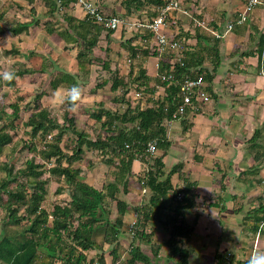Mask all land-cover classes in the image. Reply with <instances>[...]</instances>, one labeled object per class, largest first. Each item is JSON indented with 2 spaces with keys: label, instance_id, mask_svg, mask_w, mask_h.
<instances>
[{
  "label": "trees",
  "instance_id": "obj_1",
  "mask_svg": "<svg viewBox=\"0 0 264 264\" xmlns=\"http://www.w3.org/2000/svg\"><path fill=\"white\" fill-rule=\"evenodd\" d=\"M70 1L46 0V4L51 15H55ZM124 4L127 14L139 11L149 4L154 5L155 10L149 13L152 21L158 16V10L166 4V0H125ZM12 6L11 2L0 5V36L7 30L18 35L40 21L39 18H33L30 22L8 23L5 16ZM31 11L35 12V9L32 8ZM64 20L67 22L66 31L60 35L74 41L79 48L76 71L59 67L55 60L47 56H43L40 68L32 70L52 75L50 85L55 90L59 87L70 89L77 84L82 88L92 79L93 66L98 65L99 61L94 55V48L99 45L101 35L106 30L90 19L79 20L65 15ZM168 20L176 23V19L169 17ZM142 29L146 30L143 35L144 43L132 44L141 35L140 29L137 30V35L123 42L129 52L128 58L139 60V65L135 64L138 66L136 71L132 64L129 73L124 76L118 67H111L110 60L101 62L103 71L109 72V77H101L92 90L110 83V88L117 92L114 102L124 103L126 107L124 110H114L104 105V102L99 104L98 112L91 113L96 120L93 128L100 130L96 138L84 127L78 126L75 116L70 112V108H75L79 101L75 105L68 101L69 110L65 111L62 122L48 107L34 110L24 121L25 126L29 127L26 133L30 137L25 140L23 148L33 151L34 155L27 158L24 167L17 171H14L8 160L0 164V208L5 215L2 226L0 223V264H107L108 252L115 261L119 256L120 240L126 232L125 219L132 206L131 201L118 195L120 192H129L128 184L134 174L135 160H140L145 167L140 179L150 190V194L148 200H143L135 207L137 221L128 228L133 235L129 263L154 264L151 257L157 258L162 250L167 251L170 264L190 263V251L186 243L193 238L194 226L187 222L185 211L195 205L194 194H190L187 188L175 187L172 174L179 171L181 165L166 173L163 157L171 145L168 122L186 116L190 109L198 110L199 107L188 106L183 114H178L181 102L179 82L165 78L171 70L170 60L174 53L160 51L158 45L151 42L154 41L155 32L145 27ZM113 32L114 30L108 31L109 34ZM188 37H195L197 43L192 51H188L192 48L187 45L188 50L183 54L184 65L177 64V78L182 79L185 74H202L206 84L214 77L222 62L219 48L221 37L199 26H196L193 34L185 32L179 26L175 38L184 40ZM259 51L260 56L263 53L259 68L264 73V37L260 40ZM6 53L18 54L19 50L11 48ZM149 56L159 58L155 76L149 75L147 68L140 64L141 58ZM2 86L13 88L16 98L9 104V108L0 110V155L14 135H17V121L23 117L28 104L26 96L17 86L16 77L12 81H5L0 75V87ZM160 86H163L164 92L159 94ZM205 88L208 91L206 85ZM132 89L141 91L147 99L136 100L131 94ZM208 93L211 97V92ZM46 94L45 90H41L36 94L35 100H40ZM101 131H106L107 135L103 136ZM67 132L75 134V138H72L68 149H65L61 142ZM260 137L261 130H255L250 139L253 147L258 146ZM151 141L156 142L157 148L162 151L161 155L153 157L148 152ZM39 143L43 144L42 148ZM85 148L105 155V161L117 167L115 179L104 188H98L85 180L82 177L83 169L75 166V162L83 159ZM69 149L71 151H67ZM36 155L43 162L37 161ZM51 161L53 165L47 167V162ZM46 172L59 177L57 192L66 191L70 197L65 204H54L52 210L43 204L49 182V178L44 177ZM108 198L117 206L114 219L111 218L112 209L108 206ZM260 208L262 215L253 222L256 227L264 224V204ZM164 209L168 211L166 215H163ZM162 216L166 217L161 225L168 232V237L163 242H158L154 238L156 226H152L151 222ZM143 244L151 247L152 255L142 250ZM91 251L95 256L89 254ZM218 264H234V261L227 262L224 256H220Z\"/></svg>",
  "mask_w": 264,
  "mask_h": 264
},
{
  "label": "crops",
  "instance_id": "obj_2",
  "mask_svg": "<svg viewBox=\"0 0 264 264\" xmlns=\"http://www.w3.org/2000/svg\"><path fill=\"white\" fill-rule=\"evenodd\" d=\"M92 1L105 14L125 17L127 23L111 34L106 29L101 35L99 45L94 48V55L99 61L98 65L93 66L91 78L95 79L94 73L97 67L102 68V61L110 60L112 68L117 64L116 59L119 57H108V52H114V56L124 59V64L119 63L118 66L119 69L123 67L120 73L125 76L133 63L139 65V60L128 58L129 52L123 42L137 35V30L140 29L141 35L132 44L144 43L143 35L146 30L138 28L140 26L135 23L150 20L147 12L148 9L155 10L154 5L149 4L139 11L127 14L125 0ZM247 1L184 0L183 3V7L197 18L206 19L212 28L224 33L219 47L222 54L221 67L205 84L211 92V100L207 103L200 102L198 110L190 109L186 116L177 117L167 124L171 145L163 157L164 169L169 173L180 164L179 171L172 174V182L176 188L189 189L195 200V205L185 211L187 222L194 226L193 238L186 243L190 251L189 264H218L220 256H224L227 262L233 260L234 264H248L254 251H264V224L256 227L253 223L262 215L259 208L264 204V140H261L264 137V73L259 68L263 54L260 56L259 47L260 40L264 37V4L255 6L246 21L237 23L239 12ZM5 2L13 4L5 16L8 23L30 22L33 18L40 20L14 37L8 30L2 35H9L8 40L12 41L10 47L19 50L17 55L21 54L24 59L27 57L30 62L37 63L36 68L42 65L43 56L52 58L58 66H64L69 71L75 68L73 64L77 62L79 48L74 41L67 40L60 34L66 31L65 15L79 20L87 19L78 0H71L55 15H51L46 0H0V5ZM32 8L35 12L31 11ZM176 14V23L167 21L164 32L175 36L181 26L185 32L193 34L197 26L195 22L186 18L188 21L185 24H178L179 15L182 14ZM230 22H235L234 27L226 31ZM103 37L106 39L105 45L101 44ZM184 39L192 48L187 50L192 51L197 39ZM181 55L183 56L182 53ZM140 64L147 68L149 75L155 76L159 58H141ZM128 65L126 70L124 67ZM134 70H137L136 66ZM226 74H232L233 81L237 83L234 94L228 87L232 85L225 83ZM242 96L249 97L247 106ZM238 98L242 99L237 100ZM257 129L261 130L257 146L259 150L250 142ZM140 169H144L142 162L135 160L133 173ZM133 194L137 195L135 191ZM142 201L143 199L137 202L135 207ZM130 212L131 210L126 218L129 217L132 222L136 212ZM163 212L166 214L168 211L164 209ZM165 220L166 217L162 216L151 222L154 227L159 225L154 236L156 240L158 234L165 235L159 229Z\"/></svg>",
  "mask_w": 264,
  "mask_h": 264
},
{
  "label": "rangeland",
  "instance_id": "obj_3",
  "mask_svg": "<svg viewBox=\"0 0 264 264\" xmlns=\"http://www.w3.org/2000/svg\"><path fill=\"white\" fill-rule=\"evenodd\" d=\"M198 2V1H197ZM156 8V7H154ZM154 10H149L147 14L150 12H153ZM159 14V10H158ZM182 14V13H180ZM177 15V14H176ZM182 16H185L184 19H181ZM195 16V15H194ZM189 17L182 14L181 16L179 15L178 19V24L184 23L188 21L186 19ZM191 20V19H190ZM168 23H170L169 20H167ZM193 21V20H192ZM210 25V24H209ZM205 29V28H204ZM207 30V29H206ZM211 32V31H210ZM13 37L14 35L10 33ZM9 36V35H7ZM3 37L0 36V73H3L4 71H13L15 73L16 77V82L18 88L21 90L20 92L26 96V101L28 102L27 104V109L25 113L23 114V117H21L17 123L18 129H17V135L13 134L14 137L12 138V141L8 143L4 149L2 154L0 155V164L5 162V161H10V164L14 168V171H17L19 168L24 167L25 162L27 158H30L31 156L34 155L33 151H29L28 148L24 147V142L27 140L30 135L26 133V130L29 127H26L24 124V121L29 117V115L34 111L42 107H48L52 114L58 118L60 122L63 121L64 119V113L66 110H69V105H68V100L65 99V97L68 96L69 94V89L66 87H59L58 89H53L50 85V78H52V75H49L48 73H42L40 74L39 72H32V69L36 68L37 63H32L28 60L23 58V56L17 55V54H7L6 50L11 48L10 43L12 42L11 40H8V37ZM186 42V40L184 39ZM103 45L106 44V39L103 37L102 38V43ZM116 45H114L115 48ZM7 47V48H6ZM76 49V48H75ZM113 50V49H112ZM114 51V50H113ZM186 49L182 50L181 53L184 54ZM105 54V53H104ZM108 57L112 56L113 57H119L117 64L114 65L115 67L119 68L118 64L123 63V60L120 56H114V52H108ZM26 56V55H25ZM107 56V55H106ZM126 57V56H124ZM127 58V57H126ZM107 60V59H106ZM115 60V61H116ZM122 61V62H121ZM30 62V63H29ZM61 62L63 63L64 60ZM124 64V63H123ZM222 64V62H221ZM74 67L72 68L73 70H70L72 72L76 71V65L77 63L74 62ZM72 65V67H73ZM135 65V63H133ZM66 66H69V64ZM138 69V66L135 65ZM65 70H68L64 66H59ZM221 67V66H219ZM40 68V67H38ZM126 70H128L129 65L124 67ZM120 71L123 70V67L119 69ZM95 79H91L90 81L87 82L86 85L82 86L83 93L82 97L79 100V102L76 104L75 108H70L71 114H73L76 118L78 126H82L85 128V130L91 135H93V138H96L98 136V133H100V130H96L93 128L95 126V118L92 117L91 113H96L98 112V107L99 104L104 102V105L107 107H110L112 109H118L120 108L121 110L125 109V104L124 103H116L114 102V96L117 94V92L113 91L110 88V83L104 85L101 88H97L95 90H92L95 86V84L98 82V80H101V77H109V72L103 71L102 68L96 69V72L94 73ZM240 75V74H238ZM225 83L227 85H232L228 86L230 87V90L232 94L235 93L233 91L236 87V82L233 81L232 74L227 75L225 77ZM238 82V81H237ZM154 84V83H153ZM159 94L164 92L163 86H160L159 88ZM41 90H45L47 92L46 95H44L40 100H35V96L38 92ZM92 90V91H91ZM229 92V88H228ZM231 92H229L231 94ZM136 90L132 89L131 94L133 98L136 100H145L147 96L142 95L143 97H137L136 96ZM16 98V92L13 88L7 87V86H2L0 87V110L4 107L9 108V104L14 101ZM244 98L245 106L249 102V97L247 96H242ZM242 98H238L237 100H240ZM147 99V98H146ZM247 100V101H246ZM143 102V101H142ZM251 102V101H250ZM256 104V102H255ZM203 107V106H202ZM201 108V107H200ZM244 110V109H243ZM201 111V110H199ZM179 120L177 121V123ZM264 129H262L263 131ZM103 136H106L107 133L106 131H101ZM72 138H75V134L72 132H67L64 135V138L61 142V145L65 148L68 149L67 146L69 143H71ZM172 138V137H171ZM264 140V137L261 139ZM259 142V141H258ZM39 147H43V144L39 143ZM258 150L259 148L256 147ZM71 151V149L67 150ZM159 152L162 153L161 150L158 149L157 153L154 156H159ZM106 156L102 155L98 151H94L88 148H85V153L84 157L81 161L75 162V166H79L83 169V175L82 177L90 182L91 184L95 185L98 188H104L110 181L115 179V173L117 171V167L115 164H109L105 161ZM36 159L39 162H43L38 155H36ZM53 162H47L46 166H52ZM144 166V165H143ZM143 168V167H142ZM145 168V167H144ZM144 169H140L139 171L136 170L135 173L132 175V177L129 179V192L126 194L124 192H120L118 195L119 197H124L127 198V200L131 201L132 206L130 208L131 212L130 213H135V206L137 202H139L141 199L148 200L150 190L147 188L146 192H143V187L144 184L142 183V180L140 179L142 177ZM167 173V172H166ZM4 174V173H2ZM44 177L49 178V182L46 185L47 188V194L45 197V200L43 202L44 206L52 210L54 204L56 203H62L65 204L70 197L69 194L66 191L57 192V188L60 186L59 182V177L57 175H50L49 172H46L44 174ZM136 192L137 195H134L133 192ZM131 192V193H130ZM108 206L112 209V216L111 218H115L117 215V206L114 201H112L110 198L107 200ZM167 214V213H166ZM164 214V215H166ZM129 214H127L128 216ZM135 216V215H134ZM4 212L1 211L0 208V223L2 226V223L4 222ZM165 217V216H164ZM128 221H130V218H126ZM131 222V221H130ZM131 223L126 222L125 225V230L126 232L123 233L122 239L120 240L119 244V256L118 258L114 261L113 257H111L110 253L108 252L106 254L107 257V264H131L129 263L128 259L130 258L129 255V249H130V242L133 238V235L129 233V225ZM0 226V227H1ZM159 225H156V227ZM127 228V229H126ZM162 233L165 235L160 236V234L157 235V240L158 242H163V240L168 237V232L166 231L165 227L162 226L159 228ZM142 250L148 254L152 255L151 247L149 245H142ZM91 256H95L94 252H89ZM151 260L154 261V264H170L169 262V255L167 256V251L162 250L161 254L155 258L151 257ZM174 261V260H173ZM176 261V260H175ZM135 264H145L143 262H136Z\"/></svg>",
  "mask_w": 264,
  "mask_h": 264
},
{
  "label": "built area",
  "instance_id": "obj_4",
  "mask_svg": "<svg viewBox=\"0 0 264 264\" xmlns=\"http://www.w3.org/2000/svg\"><path fill=\"white\" fill-rule=\"evenodd\" d=\"M83 6L87 19L104 26L108 30H116L127 23L126 18L117 15H108L101 10L98 4L92 0H78ZM184 0H166V4L159 9V14L152 21L136 22L135 24L140 27H145L155 32L154 42L158 45L160 51L173 52L174 56L170 60L171 70L166 79L169 81L178 80L180 85L181 102L178 107V114H183L188 106L198 108L200 102L207 103L211 100L208 91L205 88V80L202 74L198 76H191L185 74L182 79L177 78L176 68L177 64L184 65L183 56L181 51L187 48V43L182 39H176L175 36H170L164 32V26L168 18L176 19L175 14L180 12L191 18L195 24L201 28H205L211 31L217 37H222L224 33L216 31L209 25L206 19H200L194 16L190 11L183 7ZM264 4L262 0H248L243 9L239 12L236 19L237 23H242L247 20L249 12L257 5ZM235 22H230L227 26L226 31L232 30ZM153 44V43H152ZM137 97H142L141 91H136ZM158 151L155 141H151L148 146V152L155 155ZM147 191V187H143V192ZM181 197V196H179ZM137 215L135 214L134 220L131 222L133 226L137 221Z\"/></svg>",
  "mask_w": 264,
  "mask_h": 264
},
{
  "label": "clouds",
  "instance_id": "obj_5",
  "mask_svg": "<svg viewBox=\"0 0 264 264\" xmlns=\"http://www.w3.org/2000/svg\"><path fill=\"white\" fill-rule=\"evenodd\" d=\"M0 75L3 76V79L5 81H12L13 79H15V73L13 71L6 70L3 73H0ZM82 93L83 90L78 84L73 85L69 89V95L65 97V99L75 105L76 102L81 99ZM248 264H264V251H254L248 261Z\"/></svg>",
  "mask_w": 264,
  "mask_h": 264
}]
</instances>
